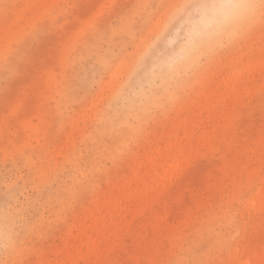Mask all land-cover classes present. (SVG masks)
Here are the masks:
<instances>
[{
  "label": "rangeland",
  "instance_id": "1",
  "mask_svg": "<svg viewBox=\"0 0 264 264\" xmlns=\"http://www.w3.org/2000/svg\"><path fill=\"white\" fill-rule=\"evenodd\" d=\"M194 3L0 0V264H264V0L210 36ZM124 182L72 262L73 219Z\"/></svg>",
  "mask_w": 264,
  "mask_h": 264
},
{
  "label": "bare ground",
  "instance_id": "2",
  "mask_svg": "<svg viewBox=\"0 0 264 264\" xmlns=\"http://www.w3.org/2000/svg\"><path fill=\"white\" fill-rule=\"evenodd\" d=\"M188 152L189 150H186V153ZM171 153L172 154H163L156 148V150L149 155L148 163L150 165L158 164L161 168L159 178H157L155 174L153 175L154 182L158 183L163 178L171 177L174 174L179 159L175 153ZM134 174L137 176L136 173ZM114 188L118 192L117 199L107 200L106 198H98L91 206L82 210L78 218H74L73 222L70 224L68 231L63 237V247L71 253L72 262L79 261L87 251L88 255L96 254L99 251L98 246L101 241H103L105 235L104 227L106 219L112 217L114 212L118 210L120 207V199L131 200L134 195L133 189L125 182L122 184L115 183ZM142 188L144 190L147 188L144 183H142ZM255 199L256 197H253L252 202L255 201ZM65 259L66 257H61L59 258V262L55 264H61ZM262 261L263 256L261 254H255L245 259H239L236 255H233L231 264H260Z\"/></svg>",
  "mask_w": 264,
  "mask_h": 264
},
{
  "label": "clouds",
  "instance_id": "3",
  "mask_svg": "<svg viewBox=\"0 0 264 264\" xmlns=\"http://www.w3.org/2000/svg\"><path fill=\"white\" fill-rule=\"evenodd\" d=\"M253 7V0H195L185 25L186 32L193 36L214 35L250 15Z\"/></svg>",
  "mask_w": 264,
  "mask_h": 264
}]
</instances>
